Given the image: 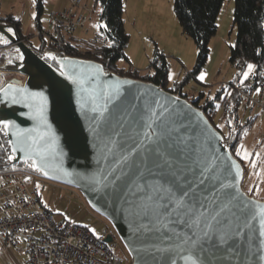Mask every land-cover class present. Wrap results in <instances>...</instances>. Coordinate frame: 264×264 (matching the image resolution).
<instances>
[{"label": "snow or ice", "instance_id": "snow-or-ice-1", "mask_svg": "<svg viewBox=\"0 0 264 264\" xmlns=\"http://www.w3.org/2000/svg\"><path fill=\"white\" fill-rule=\"evenodd\" d=\"M7 32L11 33L12 29H7ZM0 43L7 44L8 40L0 36ZM45 58L55 60L50 55L42 59ZM19 59L24 58L20 56ZM89 67L94 68L93 79H98L102 69L99 66ZM253 67L252 64L247 65L248 71L244 73V79ZM37 73L38 76L42 75V70L37 69ZM59 76L76 86L75 111L86 114L82 94L89 92L92 105V115L89 117L92 126L89 130L94 140L105 141L108 154H112L116 149L120 151L109 172L96 178L94 182L101 188L111 189L114 195L125 199V203H130L131 207L137 208V214L149 224L154 222L157 225L155 230L162 231L168 240L175 237L179 241L174 246L155 248L154 259L159 258L157 264H179V261H184L185 264H212L213 258L219 264L222 257L232 253L240 254L236 249L240 237L243 234L250 241L252 237L246 230L257 220L259 237L264 238V206L253 202L250 207H242L237 213L231 206L234 197L223 203L217 201L215 197L219 190L215 189L214 185L207 184L209 179L214 178L210 174L214 173L215 161L209 159L206 162H189V141L192 138L186 134L185 126L178 118L166 116V110L158 113L151 106L153 103L159 105V101L146 102L142 108L132 105L138 115L131 120L133 129L130 133L125 131V123L122 122L128 117L113 115L109 108V104H113L119 97L118 88L109 90L110 86H105L97 92L96 86L93 85L89 91L85 87L88 81L66 73L63 65L59 68ZM198 79L203 80L204 74ZM45 84L49 88L57 87L47 80L37 84V87L42 89L38 92H29L12 84L0 87L4 100L12 104L37 98L40 100L35 114L29 113L39 120L37 127L22 130L17 128L13 121L0 119V131L7 133L10 128L15 129L17 144L14 147H20L27 156L37 158L29 165L37 172L42 170L46 153L54 151L58 146V138L52 133V126L48 123L46 115L49 97L43 90ZM67 119L71 125V112ZM41 128L44 130L41 131ZM116 128L121 131H115ZM69 131L71 132V127ZM128 141H132L130 147ZM242 147L236 149L235 155L256 167V161H249V153L242 151ZM12 158L9 156V159ZM232 167L237 166L233 163ZM223 187L226 186L221 185V188ZM129 196L134 197L131 202L127 199ZM210 205L213 207L210 208ZM90 231L94 236L97 235L95 229ZM257 259L260 264H264V239L260 241Z\"/></svg>", "mask_w": 264, "mask_h": 264}, {"label": "water", "instance_id": "water-1", "mask_svg": "<svg viewBox=\"0 0 264 264\" xmlns=\"http://www.w3.org/2000/svg\"><path fill=\"white\" fill-rule=\"evenodd\" d=\"M11 28L12 32H7ZM0 34L15 46L18 58L10 64L11 72L22 76L23 81L10 80L1 87L9 84L16 88H24L29 92H38L42 89L37 87L38 83L47 80L50 84H56V88H49L47 84L43 90L49 97L47 109L48 123L52 126V133L58 138V146L54 151L46 153L41 176L46 179L71 185L77 188L89 205L106 218L116 230L123 246L130 256V264H157L154 259L156 247L174 246L179 241L173 237L168 240L163 232H157V225L153 222L143 220L138 215V209L131 207L130 203H125V199L114 195L109 188H101L94 181L106 175L116 158L119 157V149L112 154L107 153L106 142L94 140L92 132L89 130L92 115L91 101L89 92H84L82 102L85 103V113L75 111V92L76 86L70 81L59 76V68L63 65L66 73L85 78L88 83L86 88L91 91L93 85L97 92L103 87L110 86L109 90L118 88L119 97L113 104H109L113 115L120 114L127 116L123 120L125 131L132 132L133 125L131 120L136 118L138 112L132 105L142 108L146 102L159 101V105L153 103L151 106L159 113L165 111V115H172L178 118L186 129V134L192 139L189 141L191 152L190 163L196 160L206 162L211 159L215 161L214 173L210 174L214 178L209 179L207 184L214 185L218 189L215 199L220 203L226 202L234 197L231 206L234 211L240 208L255 204L264 206V199L259 200L248 196L242 189L244 168L234 157L230 148L226 145L223 135L210 123L202 110L194 106L193 102L188 101L180 94L170 93L162 86L152 82H146L130 77H121L113 72H106L103 65L93 60H86L69 56H52L53 59H42L19 35L16 28L11 24L0 23ZM17 49L19 51H17ZM23 56V60L19 57ZM49 61H54L57 67L51 65ZM99 66L102 73L98 79H93L94 68L89 66ZM37 69L42 70V75L38 76ZM103 103V101H100ZM26 104L30 106H25ZM114 105V106H113ZM40 106L39 98L28 100L22 103L12 104L0 94V119H8L15 123L19 129H32L39 125V120L34 119L29 113L35 114ZM71 112V125L67 119ZM129 114H131L129 116ZM71 127V132L69 131ZM43 131L44 129H40ZM115 131H121L116 128ZM15 129L10 128L5 133L6 142L15 164L19 162H32L37 159L35 156L29 157L17 144V137L14 135ZM119 140V138H117ZM132 141H128L130 147ZM107 156V159H105ZM39 163V160H38ZM236 164V168L232 164ZM237 172L239 173L237 175ZM47 173V175H45ZM221 185L226 187L221 188ZM131 202L134 197H127ZM210 208L213 206H209ZM143 225V227H141ZM251 235L249 241L242 234L236 249L240 254H229L220 258L219 264H260L257 257L259 255L258 220L250 225L246 230ZM108 237L106 242H110ZM242 246V247H241ZM179 264H185L179 261ZM212 264H217L213 258Z\"/></svg>", "mask_w": 264, "mask_h": 264}, {"label": "rangeland", "instance_id": "rangeland-1", "mask_svg": "<svg viewBox=\"0 0 264 264\" xmlns=\"http://www.w3.org/2000/svg\"><path fill=\"white\" fill-rule=\"evenodd\" d=\"M82 1L91 12V20L85 29L76 30L73 35L89 39L99 30L98 8L94 6V0ZM123 2L124 27L129 40L123 50V56L118 60L119 68L137 70L140 74L146 72L153 74L155 70L150 62L158 50L168 65V87L183 82L181 88L184 94L198 98L200 93H203L205 97L212 98L222 86L231 82L236 73L235 65L229 61V48L235 39V28L232 23L234 0L223 1L216 18V33L209 41L206 63L196 79L187 80L185 77L195 65L197 50L193 40L181 31L174 14L173 0H123ZM52 3V0L44 2L41 15L43 26H47ZM7 15H13L20 20L24 34L34 33L35 9L32 0H0V16ZM35 41L33 37L32 42ZM202 73L204 79L200 80L198 77ZM14 74L16 73L6 78L0 71V79L5 82H9L10 78L23 81L22 76ZM222 113V109L217 111L215 117L217 123ZM257 114L255 126L246 135L243 144V151L249 153V158L252 154V160L256 161L257 170L254 173L252 164L246 162L247 171L244 170L243 179L246 172L253 174L252 180L256 177L259 184L258 193L264 199V112ZM30 186L37 193L40 203L53 213L57 221H69L88 229H95L97 235L112 226L106 218L92 209L74 186L46 179L39 172L31 176ZM125 253L127 251L121 242L117 257L122 263L127 259Z\"/></svg>", "mask_w": 264, "mask_h": 264}, {"label": "trees", "instance_id": "trees-1", "mask_svg": "<svg viewBox=\"0 0 264 264\" xmlns=\"http://www.w3.org/2000/svg\"><path fill=\"white\" fill-rule=\"evenodd\" d=\"M32 1L35 9V16L33 19L34 25L37 30L43 31L41 15L46 0ZM223 1L224 0H173L174 14L181 31L193 40L197 50L195 65L186 75L185 80L188 78L196 79L206 63L209 53V41L216 33V18ZM94 6L98 8L97 16L100 23L97 34L89 39L78 38L73 34L64 35L63 39L65 46L61 48L57 55L96 60L103 65L106 72H113L121 77H130L152 82L162 86L170 93L180 94L203 111L210 123L223 135L224 141L230 148L234 157L242 164L244 170H246L247 163L237 157L235 153L238 147L243 146L246 135L254 128L258 112L253 115L239 112L238 103L235 101V94L230 86L231 82L222 86L212 98L205 97L203 93H200L198 98L184 94L181 91L183 82L181 84L175 83L172 87H168V65L163 55L160 54L158 50L155 51L154 58L150 62L151 67L155 70L153 74L147 72L140 74L137 70L119 68L117 65L118 60L123 56V50L127 46L129 40L124 27L123 0H94ZM0 23L13 25L20 37L38 55H40L42 50L47 46V41L43 38L32 42L30 38L34 33L27 35L23 34L20 20L13 15L0 16ZM232 23L235 28V39L229 48V61L232 65H234L235 61H239L245 71L248 70V64L254 65L253 70L256 72V78L259 79L264 60V0H234ZM0 36L3 35L0 34ZM93 50H102V57L91 55L90 53ZM5 57L6 66L4 70L9 72L3 73L6 78L12 77V66L9 61L12 62L18 58L16 49L14 48L12 51L6 53ZM49 62L54 67H57L54 61ZM11 79L12 78L8 80ZM4 83L5 81L1 80L0 87ZM227 100H232L234 109L237 112V118L233 125L228 123L224 113V105ZM219 109H222L223 113L217 123L215 117ZM218 125L219 127H217ZM241 150L243 151V147ZM254 151L252 153H254ZM9 156L12 155L6 142L5 133L4 131H0V173L18 170L32 174L37 173V171L29 166L31 164L30 161L15 164L13 158L9 159ZM251 160L252 154L249 158V161ZM256 170L257 168L254 167L253 172L255 173ZM252 176L253 174H247L246 172L242 183V189L248 196L263 200V197L258 193V181L256 177L252 180ZM36 196L40 201L37 193ZM125 255L127 259L126 262L122 264H130L128 253H125Z\"/></svg>", "mask_w": 264, "mask_h": 264}, {"label": "built area", "instance_id": "built-area-1", "mask_svg": "<svg viewBox=\"0 0 264 264\" xmlns=\"http://www.w3.org/2000/svg\"><path fill=\"white\" fill-rule=\"evenodd\" d=\"M60 1L56 0L48 13L49 31L37 30L30 38L47 41L40 54L42 58L58 56L57 53L65 46L63 36L85 29L91 20V12L82 0H67L64 8L59 7ZM14 48L9 41L7 44L0 43L1 72H9L4 70L5 54ZM90 54L102 57L103 52L93 50ZM234 65L236 73L230 86L239 112L247 115L264 112V60L259 79L254 70L244 79L246 71L240 62L235 61ZM224 113L228 123L233 125L237 112L232 100L225 102ZM33 175L21 170L0 173V246L22 248L27 257L25 264H122L117 257L121 240L113 226L94 236L85 226L57 221L41 205L31 188ZM108 237L110 242H106Z\"/></svg>", "mask_w": 264, "mask_h": 264}, {"label": "crops", "instance_id": "crops-1", "mask_svg": "<svg viewBox=\"0 0 264 264\" xmlns=\"http://www.w3.org/2000/svg\"><path fill=\"white\" fill-rule=\"evenodd\" d=\"M52 2L53 3L51 6H53L56 3V0H52ZM123 5H124V2H123ZM66 6H67V0H61L59 7L64 8ZM33 28H34L33 32L34 33L37 32V28L34 25V21H33ZM42 29L45 31H49L48 25L47 26L42 25ZM21 30H22V25H21ZM26 260H27V257L24 251L22 250V248L10 247V246H6L5 244H3L2 247L0 246V264H25Z\"/></svg>", "mask_w": 264, "mask_h": 264}]
</instances>
